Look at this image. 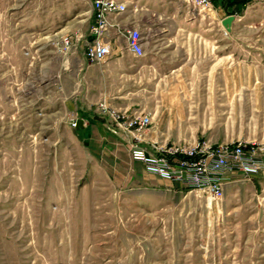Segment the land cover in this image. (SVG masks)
Listing matches in <instances>:
<instances>
[{"label": "rangeland", "instance_id": "obj_1", "mask_svg": "<svg viewBox=\"0 0 264 264\" xmlns=\"http://www.w3.org/2000/svg\"><path fill=\"white\" fill-rule=\"evenodd\" d=\"M238 6L230 31L205 8L208 66L130 54L117 109L148 113L161 139H147L264 147V0ZM89 13L90 0H0V264H264V164L217 199L151 184L119 135L73 125Z\"/></svg>", "mask_w": 264, "mask_h": 264}, {"label": "crops", "instance_id": "obj_2", "mask_svg": "<svg viewBox=\"0 0 264 264\" xmlns=\"http://www.w3.org/2000/svg\"><path fill=\"white\" fill-rule=\"evenodd\" d=\"M127 9L120 14L108 16L107 42L109 53L101 60H78L79 79L75 80V98L80 105L75 120L81 119L80 129L89 140L101 144L114 135L106 131V116L99 106L123 108V99L130 96L129 66L131 53L127 49L125 32L137 28L141 34L144 54L139 58L143 66H208L210 61V13L205 7L193 5L185 0H123ZM210 8L217 16L224 17L225 0H210ZM222 13V14H220ZM89 13V29L92 23ZM86 36L91 39L90 32ZM85 41V39H84ZM82 48L87 44L83 42ZM127 106L125 108H129ZM153 121V119H152ZM147 136L161 139L153 125ZM132 165L139 167L141 175L153 185H170L173 181L160 177L145 169L141 161L126 157ZM129 176V174H128Z\"/></svg>", "mask_w": 264, "mask_h": 264}, {"label": "built area", "instance_id": "obj_3", "mask_svg": "<svg viewBox=\"0 0 264 264\" xmlns=\"http://www.w3.org/2000/svg\"><path fill=\"white\" fill-rule=\"evenodd\" d=\"M90 1L93 19L89 32L92 38L87 42L84 54L96 61L109 53L106 40L108 16L123 13L127 4L123 0ZM185 1L205 8L211 3L210 0ZM124 38L127 49L134 57L144 54L141 34L137 28L128 29ZM99 109L106 116L105 128L125 141L131 157L141 161L147 171L178 181L186 187L206 190L214 198L222 197L223 184L229 174L240 170L246 175H255L264 164L261 157L264 147L240 142L215 146L205 142L191 146L174 142L158 143L146 138L152 123L148 113L107 105H100ZM142 143L149 144V149L142 147Z\"/></svg>", "mask_w": 264, "mask_h": 264}, {"label": "water", "instance_id": "obj_4", "mask_svg": "<svg viewBox=\"0 0 264 264\" xmlns=\"http://www.w3.org/2000/svg\"><path fill=\"white\" fill-rule=\"evenodd\" d=\"M234 18H235L234 14H228L221 19L220 22L226 31L231 30V24H232V21L234 20ZM79 125H81V119H78L76 121V126L78 127Z\"/></svg>", "mask_w": 264, "mask_h": 264}, {"label": "trees", "instance_id": "obj_5", "mask_svg": "<svg viewBox=\"0 0 264 264\" xmlns=\"http://www.w3.org/2000/svg\"><path fill=\"white\" fill-rule=\"evenodd\" d=\"M226 2V8L227 7H229L230 8V6H232L233 5V7H231L232 9H229L228 10V12H229V14H233V13H236L237 12V10H238V8H239V4L240 3H242L243 2V0H231L230 2H228V4H227V1H225ZM228 5V6H227Z\"/></svg>", "mask_w": 264, "mask_h": 264}]
</instances>
